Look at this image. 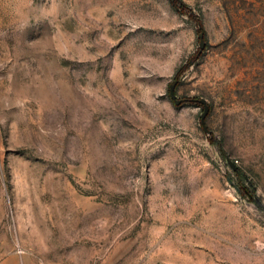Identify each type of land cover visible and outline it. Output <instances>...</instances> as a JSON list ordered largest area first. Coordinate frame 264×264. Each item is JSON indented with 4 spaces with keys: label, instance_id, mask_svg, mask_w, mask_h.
<instances>
[{
    "label": "rangeland",
    "instance_id": "rangeland-1",
    "mask_svg": "<svg viewBox=\"0 0 264 264\" xmlns=\"http://www.w3.org/2000/svg\"><path fill=\"white\" fill-rule=\"evenodd\" d=\"M0 264H264V0H0Z\"/></svg>",
    "mask_w": 264,
    "mask_h": 264
},
{
    "label": "water",
    "instance_id": "water-1",
    "mask_svg": "<svg viewBox=\"0 0 264 264\" xmlns=\"http://www.w3.org/2000/svg\"><path fill=\"white\" fill-rule=\"evenodd\" d=\"M202 37V36H201ZM202 46H204V41L202 40ZM174 88H175V84H173L172 86H171V96L174 98V99H176V95H175V92H174ZM182 102V100H176V103L177 104H180ZM207 111H208V107H206V110H205V113H204V115H203V118L206 116V114H207Z\"/></svg>",
    "mask_w": 264,
    "mask_h": 264
}]
</instances>
